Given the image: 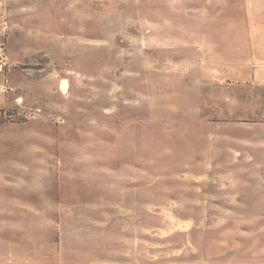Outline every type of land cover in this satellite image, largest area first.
<instances>
[{
  "label": "rangeland",
  "instance_id": "obj_1",
  "mask_svg": "<svg viewBox=\"0 0 264 264\" xmlns=\"http://www.w3.org/2000/svg\"><path fill=\"white\" fill-rule=\"evenodd\" d=\"M261 28L264 0H0V264H264L228 113Z\"/></svg>",
  "mask_w": 264,
  "mask_h": 264
},
{
  "label": "crops",
  "instance_id": "obj_2",
  "mask_svg": "<svg viewBox=\"0 0 264 264\" xmlns=\"http://www.w3.org/2000/svg\"><path fill=\"white\" fill-rule=\"evenodd\" d=\"M251 36L250 70L241 72L242 76L230 82L228 113L230 125H239L238 133L230 131V150L236 155L245 156L249 150L256 149L255 164L264 165V28L250 29ZM262 38L261 42L253 38ZM235 89V90H234ZM234 117V118H233ZM237 132V131H235ZM247 159V158H246ZM262 169V168H261Z\"/></svg>",
  "mask_w": 264,
  "mask_h": 264
},
{
  "label": "bare ground",
  "instance_id": "obj_3",
  "mask_svg": "<svg viewBox=\"0 0 264 264\" xmlns=\"http://www.w3.org/2000/svg\"><path fill=\"white\" fill-rule=\"evenodd\" d=\"M61 88H62V89H65V83H64V82H62V84H61Z\"/></svg>",
  "mask_w": 264,
  "mask_h": 264
}]
</instances>
